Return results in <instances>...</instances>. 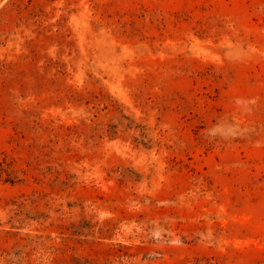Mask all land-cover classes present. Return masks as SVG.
<instances>
[{
    "label": "rangeland",
    "instance_id": "rangeland-1",
    "mask_svg": "<svg viewBox=\"0 0 264 264\" xmlns=\"http://www.w3.org/2000/svg\"><path fill=\"white\" fill-rule=\"evenodd\" d=\"M0 264H264V0H0Z\"/></svg>",
    "mask_w": 264,
    "mask_h": 264
}]
</instances>
